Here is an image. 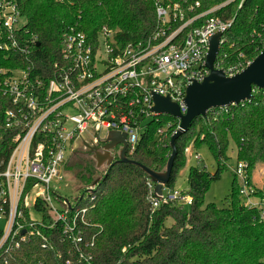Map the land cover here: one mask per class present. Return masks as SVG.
<instances>
[{
	"label": "trees",
	"instance_id": "16d2710c",
	"mask_svg": "<svg viewBox=\"0 0 264 264\" xmlns=\"http://www.w3.org/2000/svg\"><path fill=\"white\" fill-rule=\"evenodd\" d=\"M196 1V12L214 9L206 16L231 21L222 36L216 67L228 72L230 67L246 65L259 55L264 46V0ZM17 2L23 22L19 30L24 39L34 37L39 45L31 46L29 55L0 50V68L23 67L33 60L36 73H43V66L59 59L62 34L70 27L95 39L106 25L125 45L146 39L157 25L153 0ZM252 93L253 97L244 103L209 109L206 117H198L176 140L177 155L165 189L174 190L176 176L186 165L185 148L190 144L194 148L207 146L217 165L214 172L198 163L190 167L189 188L181 191L192 199L190 210L177 198L159 199L154 193L155 184L134 164L97 169L89 155H79L75 177L81 184L80 194L73 201L68 199V209L79 211L72 236L65 234L63 223L38 202L37 209L42 211L46 225L41 235L2 251L0 264H264V219L257 207L243 204L235 172L225 206L203 205L209 186L220 179L225 168L230 141L237 148V164H247L248 187L256 197L264 198V89L253 87ZM11 108L10 97L0 91V158L4 159L12 147L4 120ZM168 120L172 117L150 120L135 150L127 151L128 158L162 171L178 123L175 120L164 135L157 134ZM114 156L117 159L116 152ZM56 198L60 202L64 199L58 195ZM168 218L173 220L171 226L166 225ZM73 237L80 241H73Z\"/></svg>",
	"mask_w": 264,
	"mask_h": 264
},
{
	"label": "built area",
	"instance_id": "2783aa9c",
	"mask_svg": "<svg viewBox=\"0 0 264 264\" xmlns=\"http://www.w3.org/2000/svg\"><path fill=\"white\" fill-rule=\"evenodd\" d=\"M153 2L156 30L142 41L122 45L117 32L106 25L95 39L70 27L62 34L59 59L43 66V73H36L33 60L23 67L0 68V91L13 104L4 114L12 147L7 158H0V253L41 235L46 225L38 202L72 236L79 211L69 210L65 199L62 209H57L51 184L61 179L68 159L78 150L76 141L102 147L109 132L118 131L126 133V153L134 151L150 120L171 117L152 112L154 94L169 96L185 113L187 85L209 73L205 67L209 39L218 32L223 35L231 21L206 16L214 9L196 12V0ZM21 16L17 0H0V50L29 55L31 46L38 44L34 37L24 39ZM248 64L224 72L234 75ZM175 120L176 132L180 120L172 117L157 134L164 135ZM102 131L105 137L100 136ZM185 153L201 160L193 144ZM246 166L240 162L234 169L242 182L243 204L257 207L264 219V198L248 187ZM176 198L180 203L192 201L181 191L163 188L162 199Z\"/></svg>",
	"mask_w": 264,
	"mask_h": 264
},
{
	"label": "water",
	"instance_id": "95a60500",
	"mask_svg": "<svg viewBox=\"0 0 264 264\" xmlns=\"http://www.w3.org/2000/svg\"><path fill=\"white\" fill-rule=\"evenodd\" d=\"M222 33L218 32L209 39L205 67L209 73L198 81L192 82L185 89V113L169 96L153 95L152 112L157 115H168L180 120L179 129L170 139L171 154L162 171H157L128 158L126 133L110 131L102 147L84 142L83 145L92 154L97 169H109L118 163H129L140 167L155 184L154 193L162 199L163 188L170 182L175 157L176 140L187 132L192 123L200 116L206 117L209 109L237 105L253 97V87L264 89V46L262 51L242 71L227 75L223 69L216 68L215 61L220 50ZM39 45V43L37 44ZM116 150L117 159L113 151ZM69 206V203H68Z\"/></svg>",
	"mask_w": 264,
	"mask_h": 264
},
{
	"label": "rangeland",
	"instance_id": "374dc122",
	"mask_svg": "<svg viewBox=\"0 0 264 264\" xmlns=\"http://www.w3.org/2000/svg\"><path fill=\"white\" fill-rule=\"evenodd\" d=\"M101 137L106 136V132L102 131L100 133ZM87 137V135L85 136ZM76 146L78 147V151L71 158L68 159L66 167L64 168V172L61 174V179L55 181L51 184L52 189L56 192L55 195L52 194L54 206L57 209H62L61 202L56 198V195L64 198L68 201L74 200V198L79 195L78 188L80 187L79 180L75 177L76 173V165L79 160V155L91 157V153L88 149L84 147L81 140L76 141ZM194 147V146H193ZM195 151L199 153L201 156L200 161H196L193 156L187 154L186 156V165L182 169L179 170L176 181L174 184V190L177 191H187L189 188L188 185V174L189 169L192 166H196L197 163L200 167H205L208 171L214 172L216 170V162L214 157L212 156L210 150L205 145H201L200 147L194 148ZM237 148L233 141H230V146L228 148V160L226 162L225 168H223L220 179L212 182L209 186L207 192L204 197V204L207 205L209 203H215L219 207L225 206V199L228 194L232 190L233 182H234V169L237 166ZM78 156V157H77ZM92 158V157H91ZM169 158V157H168ZM168 160V159H167ZM74 166V167H73ZM240 185L242 186L241 180L238 178ZM186 210H190V204L181 203ZM173 220L168 218L166 221V225L171 226Z\"/></svg>",
	"mask_w": 264,
	"mask_h": 264
},
{
	"label": "crops",
	"instance_id": "0c3cea01",
	"mask_svg": "<svg viewBox=\"0 0 264 264\" xmlns=\"http://www.w3.org/2000/svg\"><path fill=\"white\" fill-rule=\"evenodd\" d=\"M257 179H258V181H260L259 183H262L260 174L257 175Z\"/></svg>",
	"mask_w": 264,
	"mask_h": 264
},
{
	"label": "flooded vegetation",
	"instance_id": "af4514ba",
	"mask_svg": "<svg viewBox=\"0 0 264 264\" xmlns=\"http://www.w3.org/2000/svg\"><path fill=\"white\" fill-rule=\"evenodd\" d=\"M114 152V151H113Z\"/></svg>",
	"mask_w": 264,
	"mask_h": 264
}]
</instances>
